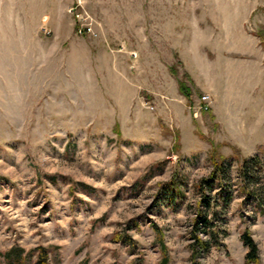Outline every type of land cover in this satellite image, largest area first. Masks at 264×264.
I'll return each mask as SVG.
<instances>
[{"label":"rangeland","instance_id":"rangeland-1","mask_svg":"<svg viewBox=\"0 0 264 264\" xmlns=\"http://www.w3.org/2000/svg\"><path fill=\"white\" fill-rule=\"evenodd\" d=\"M261 31L264 0H0V264L40 247L51 264H160L153 225L191 264L215 148L234 199L201 262L247 264L250 232L264 264Z\"/></svg>","mask_w":264,"mask_h":264},{"label":"trees","instance_id":"trees-1","mask_svg":"<svg viewBox=\"0 0 264 264\" xmlns=\"http://www.w3.org/2000/svg\"><path fill=\"white\" fill-rule=\"evenodd\" d=\"M257 36L264 47V32H258ZM182 91L187 99L191 101L192 96L188 94L184 85H182ZM218 154V148H215L211 154L214 169L208 178L203 179L196 186L199 200L196 206V216L192 221L191 231L189 232L191 243L188 247L191 253V264H202L201 259L210 255L213 250L225 248L224 238L228 235L226 229L227 220L226 215L220 212V207L224 209L223 211H228L234 196L229 189V185L226 184L228 182V176L225 170L227 158L221 155L219 156ZM254 163L258 165L257 162ZM245 171L243 170L242 173L244 174ZM245 176L247 177L248 173ZM215 188L219 190L216 199L208 195ZM161 191L165 195L166 201L171 209H177L178 204L186 199V195L182 192L180 185L178 186L175 183L171 186L163 185ZM241 191L248 192L249 190L246 185H243ZM153 230L157 235V246L161 252L160 264H170L171 257L164 241L163 230L157 225H153ZM114 242L137 249V244L127 232L116 234ZM242 242L249 251L246 256V263L262 264L258 245L253 240L250 232L243 234ZM50 254L51 250L44 247L32 250L29 254L24 250L15 248L4 254L3 257L7 264H51ZM133 264H137V261Z\"/></svg>","mask_w":264,"mask_h":264},{"label":"built area","instance_id":"built-area-1","mask_svg":"<svg viewBox=\"0 0 264 264\" xmlns=\"http://www.w3.org/2000/svg\"><path fill=\"white\" fill-rule=\"evenodd\" d=\"M204 101H208V98H204Z\"/></svg>","mask_w":264,"mask_h":264}]
</instances>
